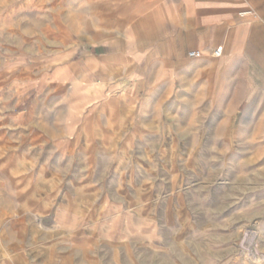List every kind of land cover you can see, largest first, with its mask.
Here are the masks:
<instances>
[{"label": "crops", "instance_id": "crops-1", "mask_svg": "<svg viewBox=\"0 0 264 264\" xmlns=\"http://www.w3.org/2000/svg\"><path fill=\"white\" fill-rule=\"evenodd\" d=\"M43 30L51 54L21 66L12 97L26 106L5 121V146L21 149L4 157L21 165L7 185L12 210L51 212L52 225L69 230L54 264H88L91 216L116 195L110 168L155 154L147 117L171 95H196L197 115L212 103L243 126L264 115V0H54ZM124 189L138 195L140 185ZM105 246L102 264L129 257L119 238Z\"/></svg>", "mask_w": 264, "mask_h": 264}, {"label": "rangeland", "instance_id": "rangeland-1", "mask_svg": "<svg viewBox=\"0 0 264 264\" xmlns=\"http://www.w3.org/2000/svg\"><path fill=\"white\" fill-rule=\"evenodd\" d=\"M53 2L0 0V264H54L60 236L70 235L52 225L51 212L12 210L8 178L15 176L11 166L14 173L21 165L3 161L21 150L5 146V121L26 106L12 97L21 95L26 79L21 66L51 54L43 22H51ZM196 100L171 95L147 117L157 130L155 154L110 168V177L118 175L116 195L103 197L105 208L91 216L88 264H102L106 243L116 238L129 256L122 264H264V115L243 126L240 116L221 115L212 103L197 115ZM133 184L139 194L124 195ZM98 221L109 226L97 227Z\"/></svg>", "mask_w": 264, "mask_h": 264}, {"label": "built area", "instance_id": "built-area-1", "mask_svg": "<svg viewBox=\"0 0 264 264\" xmlns=\"http://www.w3.org/2000/svg\"><path fill=\"white\" fill-rule=\"evenodd\" d=\"M222 51V47H217L215 50L212 51V53L216 56L220 55ZM193 56H195V54H193Z\"/></svg>", "mask_w": 264, "mask_h": 264}]
</instances>
